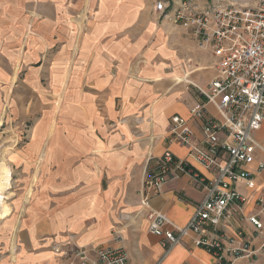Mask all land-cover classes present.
<instances>
[{
	"label": "crops",
	"instance_id": "obj_1",
	"mask_svg": "<svg viewBox=\"0 0 264 264\" xmlns=\"http://www.w3.org/2000/svg\"><path fill=\"white\" fill-rule=\"evenodd\" d=\"M156 1L0 0V137L14 173L0 161V175L7 188L10 180L18 188L0 219V264H69L61 253L90 244L124 247L129 264L215 263L191 237L165 253L140 204L145 173L166 148L191 172L213 175L188 147L169 142L168 127L178 115L193 141L203 142V118L190 110L204 102L195 86L214 77L216 59L171 21L180 0H161L168 16L155 10ZM205 112L218 118L211 104ZM255 137L264 144V124ZM255 167L245 166L253 189L232 182L245 198L242 213L219 232L231 237L240 228L260 247L264 235H254L246 220H264L256 204L264 196V170ZM191 172L168 181L150 201L178 226L206 192ZM231 264H264V250Z\"/></svg>",
	"mask_w": 264,
	"mask_h": 264
},
{
	"label": "built area",
	"instance_id": "obj_2",
	"mask_svg": "<svg viewBox=\"0 0 264 264\" xmlns=\"http://www.w3.org/2000/svg\"><path fill=\"white\" fill-rule=\"evenodd\" d=\"M167 7L161 0L154 6L163 16L169 15ZM170 11L175 25L189 32L200 47L210 49L216 72L208 84L195 86L204 102L190 110L193 116L203 118V142L193 141L191 127L178 115L170 118L168 140L188 147V155L213 175L206 179L191 172L185 160L166 148L143 179L140 204L146 209L148 230L161 237L165 253L191 237L194 245L215 258L214 264H231L238 258L254 260L264 250V238L260 247H254L244 239L242 229L226 237L219 226L234 213H242L245 198L231 186L232 182L242 181L253 189L254 178L245 166L256 162L255 172L264 170V144L255 137L264 124V0H204L202 4L180 0ZM205 104L215 107L218 118L206 114ZM186 172H191L206 192L187 224L178 226L151 208L150 201L168 181ZM256 204L264 210V196L257 198ZM246 220L254 228V235H264V220L258 215ZM112 237L120 238L118 232ZM52 250L61 253L56 245ZM63 255L68 256L69 264H129L122 246H74Z\"/></svg>",
	"mask_w": 264,
	"mask_h": 264
},
{
	"label": "rangeland",
	"instance_id": "obj_3",
	"mask_svg": "<svg viewBox=\"0 0 264 264\" xmlns=\"http://www.w3.org/2000/svg\"><path fill=\"white\" fill-rule=\"evenodd\" d=\"M233 1H239L241 3L246 2V0H233ZM6 154L7 153L3 149L2 139L0 137V161L5 162L9 166ZM9 168H10L11 178H12V176H13L14 173L11 170V167L10 166H9ZM6 181H7V179H3L2 180V176L0 175V194L3 197V206L6 209V214H7L8 213V210H9V208H8L9 202H10V199H11V196H12V193H10V192H13V191L17 190L18 188H17V185L15 184V181H11V180H10V183H11L10 184V189H9V185H8V188H7ZM0 219H1V216H0Z\"/></svg>",
	"mask_w": 264,
	"mask_h": 264
},
{
	"label": "bare ground",
	"instance_id": "obj_4",
	"mask_svg": "<svg viewBox=\"0 0 264 264\" xmlns=\"http://www.w3.org/2000/svg\"><path fill=\"white\" fill-rule=\"evenodd\" d=\"M6 214V209L3 206V197L0 194V216L1 218Z\"/></svg>",
	"mask_w": 264,
	"mask_h": 264
}]
</instances>
